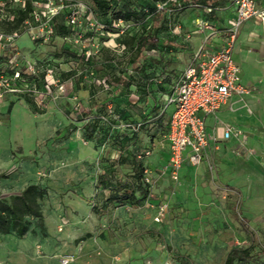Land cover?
I'll return each instance as SVG.
<instances>
[{"label":"rangeland","instance_id":"374dc122","mask_svg":"<svg viewBox=\"0 0 264 264\" xmlns=\"http://www.w3.org/2000/svg\"><path fill=\"white\" fill-rule=\"evenodd\" d=\"M0 3L3 8L5 0ZM159 4L169 7L158 24L161 38L191 39L200 33L196 28L190 36L185 34L198 19L214 21L212 15L224 8L218 0L210 5L198 0ZM152 17L147 12L124 27L114 24L107 29H91L92 17H83L85 32L78 40L55 36L35 41L23 32L32 42L8 63L1 61L8 57V45L0 39L1 69L40 75L51 67L58 78L55 96L46 105L17 91L0 96V138L9 144L7 154H0V199L16 200L29 184L47 190L38 200L42 216L26 217L29 228L24 235L0 229V264H62L66 259V264H224L234 247L251 249L253 257L242 264H264V40L259 27L240 44L239 35L236 40L235 52L248 54L247 62L239 60L242 74L251 79V92L241 98L236 118L229 119L240 134L229 139L226 153L209 152L174 177L167 121L158 126L152 117L144 118L155 102L158 111H167L166 94L173 87L161 85L152 74L148 101L132 83L131 115L123 118L110 103L99 113L103 127L92 138L86 134V124L97 110L86 114L84 109L92 98L102 102L109 95L110 69L131 65L127 35L147 32ZM229 25L222 23L223 28ZM6 29L0 22V32ZM224 41V36L212 38L208 47ZM102 46L109 50L102 52ZM87 50L92 58L85 68L79 67L76 57L86 56ZM155 55L149 54L148 61L162 57ZM227 106L221 111L227 112ZM135 156L144 162L147 198L140 204L109 200L115 181L132 176ZM103 176L107 183L101 181Z\"/></svg>","mask_w":264,"mask_h":264},{"label":"built area","instance_id":"2783aa9c","mask_svg":"<svg viewBox=\"0 0 264 264\" xmlns=\"http://www.w3.org/2000/svg\"><path fill=\"white\" fill-rule=\"evenodd\" d=\"M24 6L25 0H9ZM175 1V0H174ZM32 20H25L24 31L31 33L33 39L50 37L54 33L51 19L63 8L62 0H34ZM236 14L228 27H222L213 20L204 19L198 23L196 30L204 33V41L194 54L193 62L181 74L173 86V92L168 96V105H173L168 122V131L165 134L170 148V170L174 177L185 162L198 164L208 155L210 141L218 138L229 139L240 134L238 128L225 123L218 127V132L207 131L206 118L209 114H216L234 95H244L250 92V87L242 82L241 66L234 57V47L243 23L254 19L262 25L264 39V8L258 5L257 0H233ZM1 4V3H0ZM0 8V19H13L9 11ZM75 9L68 15V22L81 26V18L90 12L88 21L91 29H103L89 6L83 1H77ZM160 8H164L159 4ZM122 27L126 21L119 19L115 23ZM85 31H75L72 37L80 39ZM22 34L20 30L10 33L0 32V39L4 45H14L15 40ZM190 34V33H189ZM224 36L225 41L216 48H209L212 38ZM18 51L13 54L16 59ZM87 56L90 50L86 51ZM58 84L53 68L48 67L44 77V88L16 69L12 75L0 74V96L5 91H17L34 96L40 105H46L55 96V85ZM164 207H161L160 215ZM158 216L157 218H159ZM66 259L62 264H66Z\"/></svg>","mask_w":264,"mask_h":264},{"label":"trees","instance_id":"16d2710c","mask_svg":"<svg viewBox=\"0 0 264 264\" xmlns=\"http://www.w3.org/2000/svg\"><path fill=\"white\" fill-rule=\"evenodd\" d=\"M60 1V0H57ZM64 3L60 12L54 15L51 19V23L54 28V33L49 38L55 36H62L64 38H73L71 35L73 32L84 30L81 26L72 25L68 22V15L75 9L74 5L77 1L85 2L92 14L95 15L97 20L104 25L103 28L114 25L119 19L130 21L131 19H141L145 17L147 12H151L152 25L151 28L140 35H127L125 40L126 47L131 49L132 56L130 58L131 65L123 68L119 64L114 65L110 70V77L107 78L109 84L113 89H110L109 95L102 102L92 98L91 105L84 109V113H92L93 109L97 112L89 119L86 124L85 130L88 137L92 138L93 134L103 127L105 124L99 113L110 104L114 103L115 109L120 112L123 118H127L131 115V109L134 105L131 103L130 93L131 85L135 83L137 85V91L145 98V101L149 100L150 95V77L151 71L149 66L156 59L148 61L147 50L152 48H159L161 37L158 35L159 21L164 17L169 7L158 8L156 2L158 0H62ZM206 5L212 4L213 0H198ZM174 4V3H171ZM36 5L34 0H25L24 6H21L17 2H11L6 0V10L13 15V19H0V22L7 26L5 33H10L14 30L24 31V22L29 19L32 20L33 10ZM147 9V11H146ZM91 16L90 12L86 13L83 17ZM82 17V18H83ZM44 37L35 39V41H44ZM68 50V49H67ZM109 48L106 46L101 47V51H107ZM18 51L16 44L8 45L6 52L8 60L13 54ZM60 54H58L59 56ZM79 62L78 66L85 68L86 64H89L92 56H85L83 53L76 57ZM6 67H0V74L2 72H8V76L14 74L16 69H5ZM48 68V67H47ZM45 68L42 74H26L23 71L22 74L29 77L31 81L35 82L39 88H44ZM3 70V71H1ZM78 70V69H74ZM80 70V69H79ZM81 71V70H80ZM105 82V81H104ZM171 90V89H170ZM169 91V90H167ZM30 95V94H28ZM34 97V96H33ZM28 100V99H27ZM29 101V100H28ZM159 103L155 102L150 110V113L145 114L144 118L148 119L152 117L154 124L163 126L166 123L165 134L168 131V116L166 112L158 111ZM137 122V121H136ZM144 123V122H143ZM137 133H134L135 139ZM133 174L127 180L117 179L112 185V190L108 196V199L113 202H130L134 204L142 203L148 196V189L144 177V162L141 158L135 156L133 164ZM107 177L103 176L101 181L107 183ZM47 190L40 187L38 184H29L23 191L17 196L16 200L7 202L0 199V229L5 232L15 231L18 235L22 236L28 231V221L26 217H41L42 211L39 204V199L45 196ZM253 257L251 249L248 247H234L232 248L226 257L224 264H242L244 260Z\"/></svg>","mask_w":264,"mask_h":264},{"label":"crops","instance_id":"0c3cea01","mask_svg":"<svg viewBox=\"0 0 264 264\" xmlns=\"http://www.w3.org/2000/svg\"><path fill=\"white\" fill-rule=\"evenodd\" d=\"M218 1L220 2V4L224 3V8L221 10V13L219 15L218 14L212 15L214 18V21L218 22V23L216 22L215 23L221 26H222V23H226V22H229L230 24L236 14L235 4L233 3V0H218ZM257 2L261 8H264V0H257ZM200 21L201 20L198 19V22ZM197 26L195 24V26H193V29H190V31H187L185 35L190 36L191 35L190 32L192 30H195ZM256 26L260 28V33L262 34V25L256 20L249 19L243 23V25L241 26V31L239 32L240 34H238L240 36L239 44L243 39H248L252 37L253 31H254L253 28H255ZM202 37H203V33H197L191 39H188L185 36L184 37L180 36L179 38H175L173 36H170V37L163 36L160 40V43L162 45H160L158 49L152 48L151 50L146 51L147 55L152 54L156 56L155 52L156 54L159 53L160 55H162V57H158L159 61H155L156 64L153 63L151 66H149V71H151L152 76L156 75L155 78H157V80L161 83V85L165 83L167 84L171 83L173 87L179 80L184 69L193 62L194 54L196 53V51L201 45ZM262 38H263V35H262ZM31 42L32 40L30 38V35L23 33L19 36V38H17V40L15 41V44L19 49V48H22L24 45H29ZM236 46H237V42L234 47V57L236 61L239 63V65L241 66L242 82L249 86L251 79L250 77L247 76V74H242L244 68L240 61V60L242 61L244 60V62H247L245 59H248L247 57L248 54L246 53V55L244 56L243 55L239 56L235 52ZM214 48L216 47H213V49ZM172 92H173V89L172 91L171 90L167 91L166 99ZM250 92L244 95H234L226 103L228 104V106L225 107V108H228L226 109L227 112L221 111L223 106L225 105L224 104L216 114H209L206 118L207 131L209 133L218 132L217 131L218 127H220L221 125L225 123H231L229 122V119L233 117L236 118L237 109H239L242 105L240 101L241 98L244 96H248ZM8 109H10V106L8 107ZM26 112H28V110H26ZM165 112H166V115L168 116V122H169L170 113H171L170 105L167 111ZM234 137H231V138H234ZM229 139L218 138L216 142L210 141L208 151L215 152V153H220V152L226 153L227 151L226 144L229 143ZM0 145H1L0 154H7L8 149H9V144H8V141H4V136L0 138ZM187 164H192V163L185 162L181 168H183Z\"/></svg>","mask_w":264,"mask_h":264}]
</instances>
